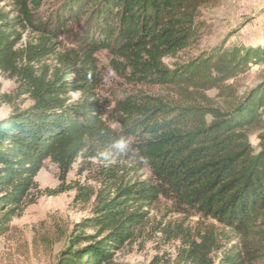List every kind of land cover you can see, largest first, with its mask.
<instances>
[{
    "label": "trees",
    "instance_id": "obj_1",
    "mask_svg": "<svg viewBox=\"0 0 264 264\" xmlns=\"http://www.w3.org/2000/svg\"><path fill=\"white\" fill-rule=\"evenodd\" d=\"M43 2L0 6V73L17 83L14 96L32 100L20 109L4 97L13 106L0 119V237L35 202L29 197L45 161L64 182L78 158L125 139L151 179L100 190L55 264H115L116 252L146 222L145 209L160 199L220 227L197 239L184 234L182 264H264V134L256 147L250 141L264 123V82L244 95L230 83L264 61V50L259 56L260 49L218 46L185 63H166L200 41L201 9L210 0H59L57 10L41 15ZM28 30L37 42L19 49ZM102 54L127 84L162 87L168 95L100 94ZM50 57L55 66L38 75L34 63ZM212 90L227 99L225 109L207 95ZM109 170L116 180L115 166ZM232 236L239 245L216 262L212 254Z\"/></svg>",
    "mask_w": 264,
    "mask_h": 264
},
{
    "label": "rangeland",
    "instance_id": "obj_2",
    "mask_svg": "<svg viewBox=\"0 0 264 264\" xmlns=\"http://www.w3.org/2000/svg\"><path fill=\"white\" fill-rule=\"evenodd\" d=\"M0 6L13 3V0H0ZM59 6V0H44L41 15L53 13ZM201 21L206 25L200 41L192 48L182 52L175 59H167L166 63H185L189 58L197 57L218 46L225 50L246 47L264 50V0H210L201 9ZM37 35L25 31L18 44L24 49L28 44L36 43ZM100 65L105 75L104 89L100 94L110 90L120 96L127 91H144L154 95H168L162 87L132 86L126 83L110 65V58L100 55ZM55 66L53 57L34 63L38 75L52 70ZM264 82V61L252 62L247 71L230 83L238 95H244ZM17 83L7 79L0 73V119L12 112V106L26 109L32 100L26 96H14ZM11 96L13 105L5 97ZM222 109L226 108L227 99L218 96L217 90L207 92ZM73 99L79 94H71ZM112 129L119 130L114 123ZM259 130L250 135L251 143L256 147L259 135L264 134V123ZM125 140V139H124ZM127 141V140H126ZM125 151L117 144L102 148L94 156L80 157L72 166L66 180H60L58 167L49 160L38 173L36 182L38 191L29 199L33 204H26L19 210L9 226V232L0 237V264H55L59 253L63 251L73 226L92 214L97 193L103 189L108 191L114 181L123 180L147 181L151 179L149 170L136 158L129 141ZM115 166L116 177H111ZM109 170V171H108ZM112 178V179H111ZM66 191L56 194L58 190ZM148 217L139 230L136 238L118 250L114 257L115 264H182L178 252L183 247L181 238L190 234L197 239L198 232L203 233L208 227H214L218 234L220 227L212 220L198 214H182L176 212L171 202L160 199L159 203L145 209ZM91 233V232H87ZM226 237H230L227 235ZM222 238V250L212 254L218 262L221 255L233 245H239V239L232 236ZM200 243V240H197Z\"/></svg>",
    "mask_w": 264,
    "mask_h": 264
},
{
    "label": "clouds",
    "instance_id": "obj_3",
    "mask_svg": "<svg viewBox=\"0 0 264 264\" xmlns=\"http://www.w3.org/2000/svg\"><path fill=\"white\" fill-rule=\"evenodd\" d=\"M117 147L121 150V151H125L128 147V143L126 140H120L117 142Z\"/></svg>",
    "mask_w": 264,
    "mask_h": 264
}]
</instances>
